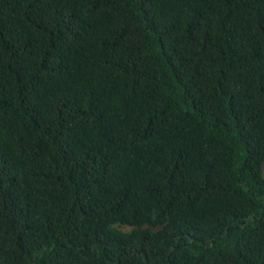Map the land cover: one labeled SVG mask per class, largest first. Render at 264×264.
I'll return each mask as SVG.
<instances>
[{
    "label": "trees",
    "instance_id": "trees-1",
    "mask_svg": "<svg viewBox=\"0 0 264 264\" xmlns=\"http://www.w3.org/2000/svg\"><path fill=\"white\" fill-rule=\"evenodd\" d=\"M264 0H0V264H264Z\"/></svg>",
    "mask_w": 264,
    "mask_h": 264
},
{
    "label": "rangeland",
    "instance_id": "rangeland-1",
    "mask_svg": "<svg viewBox=\"0 0 264 264\" xmlns=\"http://www.w3.org/2000/svg\"><path fill=\"white\" fill-rule=\"evenodd\" d=\"M262 173H263V176H264V164L262 165Z\"/></svg>",
    "mask_w": 264,
    "mask_h": 264
}]
</instances>
